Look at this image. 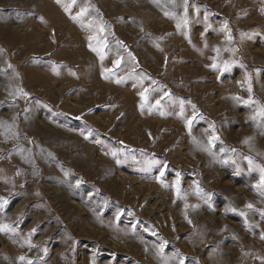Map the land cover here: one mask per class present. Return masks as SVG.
<instances>
[{
	"label": "rangeland",
	"instance_id": "1",
	"mask_svg": "<svg viewBox=\"0 0 264 264\" xmlns=\"http://www.w3.org/2000/svg\"><path fill=\"white\" fill-rule=\"evenodd\" d=\"M262 108L264 0H0V264H264Z\"/></svg>",
	"mask_w": 264,
	"mask_h": 264
},
{
	"label": "snow or ice",
	"instance_id": "2",
	"mask_svg": "<svg viewBox=\"0 0 264 264\" xmlns=\"http://www.w3.org/2000/svg\"><path fill=\"white\" fill-rule=\"evenodd\" d=\"M184 23H185V25L187 24V20H186V19H185ZM177 27H180V25L178 24ZM225 27H226V26H225ZM229 39H230V37H229ZM93 50H95V49H93ZM217 51H219V50H217ZM117 63H119V61H117ZM212 67L215 68V67H218V65L214 63V64L212 65ZM228 67H229V65H228V64H225V66L221 69V71H226V70L228 69ZM158 103H159V102H158ZM246 103H247V102H246ZM141 106H142V105H141ZM258 115L264 116V108H262V109L260 110V112L258 113ZM253 119H255V117H253ZM191 123H192V121H189L188 124H187V126H188L189 128L191 127ZM218 139H219V137L216 136L215 134H213V136L209 138V145H212V144H213L216 140H218ZM221 151H223V149H222ZM114 155H115V153H114ZM226 162H227V161H226ZM249 164H250V165L252 164V161H251V160H249ZM251 170H252V169L250 168V171H251ZM255 187L264 190V168H260V181H259V183H258L257 185H255ZM4 203H7V201H6V200H3L2 198H0V204H4ZM248 207L251 208L252 206H251V205H248ZM8 227H9V226H7V225H0V231H3V230H5V229L8 228ZM33 231H35V229H34ZM262 238H264V237H262ZM161 247H163V246H161ZM21 259L23 260V257H21ZM29 264H31L30 261H29Z\"/></svg>",
	"mask_w": 264,
	"mask_h": 264
}]
</instances>
